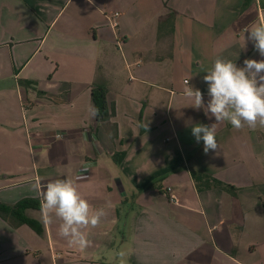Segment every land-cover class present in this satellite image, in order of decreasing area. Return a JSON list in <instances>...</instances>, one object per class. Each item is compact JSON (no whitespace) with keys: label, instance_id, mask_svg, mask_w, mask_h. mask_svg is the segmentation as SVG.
I'll return each mask as SVG.
<instances>
[{"label":"crops","instance_id":"1","mask_svg":"<svg viewBox=\"0 0 264 264\" xmlns=\"http://www.w3.org/2000/svg\"><path fill=\"white\" fill-rule=\"evenodd\" d=\"M260 20L264 0H0V205L30 201L0 213V264H264V127L221 122L205 154L191 129L215 118L184 95L207 104L217 57L264 59L242 47ZM55 179L106 209L84 249L44 220Z\"/></svg>","mask_w":264,"mask_h":264},{"label":"clouds","instance_id":"2","mask_svg":"<svg viewBox=\"0 0 264 264\" xmlns=\"http://www.w3.org/2000/svg\"><path fill=\"white\" fill-rule=\"evenodd\" d=\"M245 33L254 49L264 57V20L254 22L245 30L242 47L246 45ZM205 72L203 80L210 98L207 104L201 90L190 86L189 80L184 95L192 101L191 107L204 109L205 115L210 113V118H215L216 122L210 126L195 124L191 129L196 141H203V151L207 154L219 148L216 131L221 122L227 121L237 130L245 126L264 127V59H245L243 66H238L232 60L217 57ZM35 188L45 222L58 221V235L66 239L69 246L86 248L90 243L87 229L101 223L106 209L93 207L72 179H55L43 189L37 183Z\"/></svg>","mask_w":264,"mask_h":264},{"label":"trees","instance_id":"3","mask_svg":"<svg viewBox=\"0 0 264 264\" xmlns=\"http://www.w3.org/2000/svg\"><path fill=\"white\" fill-rule=\"evenodd\" d=\"M108 90L105 86L96 85L93 88L92 91V99L93 104L95 107V114H96V120L97 122H106L110 121L111 118L115 115V111L113 108L110 107L107 99ZM195 180L199 183V181L204 180L207 184V186H219L223 187L224 189H230L231 187L224 185L220 181H217L216 179L212 178L211 176L201 174V173H195L194 174ZM30 206L29 200H23L19 203H17L14 206H5L0 205V213L5 214H12L20 216L23 212V210L27 209ZM28 222L34 226V222L28 220Z\"/></svg>","mask_w":264,"mask_h":264},{"label":"built area","instance_id":"4","mask_svg":"<svg viewBox=\"0 0 264 264\" xmlns=\"http://www.w3.org/2000/svg\"><path fill=\"white\" fill-rule=\"evenodd\" d=\"M120 16V14L119 13H115L114 15H113V17H111L110 18V20H111V22H112V25L114 26V27H116L117 25H118V17ZM56 137L57 138H62L63 137V135L61 134V133H58L57 135H56ZM85 176V175H84ZM80 177H82V176H80ZM46 185H44V186H42V189L45 187ZM171 201L173 202V203H178V201H177V199L175 198V197H171Z\"/></svg>","mask_w":264,"mask_h":264}]
</instances>
